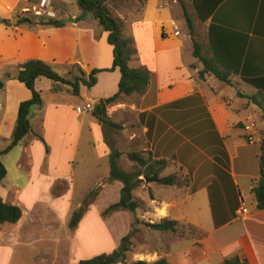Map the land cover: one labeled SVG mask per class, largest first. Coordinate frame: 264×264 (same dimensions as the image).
<instances>
[{
  "label": "crops",
  "instance_id": "crops-1",
  "mask_svg": "<svg viewBox=\"0 0 264 264\" xmlns=\"http://www.w3.org/2000/svg\"><path fill=\"white\" fill-rule=\"evenodd\" d=\"M35 1L0 0V75L3 76L0 78L3 82L0 92L9 91L7 99H0V102H8V105L0 103V150L11 141L19 103L31 97L30 90L15 77L19 63L40 59L52 65L78 64L88 74L93 68H108L112 62V47L106 41V34L91 13L82 12L76 6L75 0H51L52 18L63 20L62 26L16 25V15ZM194 16L195 19L191 17V34L183 20L174 18L170 8L161 0H145L137 19L130 21L121 17L127 35L133 37L137 49L129 65L147 70L149 82L142 94L124 97L107 106L110 116L106 115L118 123L116 113L128 109L136 117L139 128L136 133H131L130 139L136 137L143 141H137V146L143 144V147L138 146V150L151 151L167 160L176 157L184 165L183 170L190 171L192 175L187 188L145 186L143 192L146 193L150 187L153 197L139 198L142 209L136 210V216L150 223L162 218L179 223L186 221L184 223L192 224L205 233L195 239L154 230L158 242L154 248L147 249L154 254L147 261L164 257L170 264H264V209L255 208L250 193L251 180L259 175L260 140L254 143L246 141L247 134L254 133L260 137L264 131V0H223L205 21L195 13ZM193 40L199 44L200 53L207 61L205 70L201 59L193 54ZM7 66L13 68V78L5 77ZM210 69L228 74L230 83L220 80ZM41 78L45 77L35 80L36 90ZM3 79L8 80L4 82ZM119 79L117 68L102 70L96 75V83L91 88L81 87L80 95L76 97L87 98L94 106L99 99L117 91ZM45 86L47 104H44L45 117L43 114L41 121H45L46 128L48 120H52L50 112L62 115V110L70 108L74 116L80 117L81 113L75 111L79 104L60 103L64 101L59 93L64 89L70 91L68 86L53 81ZM82 122V119L76 120L75 129L69 133L73 154ZM88 125L97 156L106 158L110 150L103 140L101 123L92 115ZM28 135L0 157L7 171L0 181V197L7 203L18 205L22 211L16 223L0 224V235L7 236L4 237L5 245L11 247L8 260H0V264H22L18 251L31 250L32 245L40 241V236L44 235V241L56 245L65 232V225L72 236L64 240H75L74 233L87 219L89 209L95 207L96 214L102 215L103 208L118 200L122 185L119 181H110L107 175L98 176L94 187H102L96 199L83 212L78 224L69 227L68 209L60 216L52 203L44 202V189L39 188L41 181L33 180L36 160H44V151L35 155L27 142ZM218 139L227 152L229 173L240 191L241 203L234 219L215 227L206 186L211 176L213 141ZM11 153L13 160L8 166L5 160L9 162L7 157ZM67 187L60 177L47 190L56 198ZM158 189L164 191L158 192ZM249 196L248 206L244 199ZM100 199L104 204L98 206ZM194 201H197L195 211L203 219L211 220L212 229L203 227L186 212L171 209L182 205L186 208ZM242 207L245 211L239 213ZM130 219L127 212L121 211L101 221L110 233L111 228L117 232L115 241L118 242L130 230ZM140 225L138 230L144 233L143 223ZM179 245L182 247L176 249ZM110 250L111 247L102 248L96 254ZM179 252L182 256L178 257ZM68 264L75 263L69 259Z\"/></svg>",
  "mask_w": 264,
  "mask_h": 264
},
{
  "label": "trees",
  "instance_id": "trees-1",
  "mask_svg": "<svg viewBox=\"0 0 264 264\" xmlns=\"http://www.w3.org/2000/svg\"><path fill=\"white\" fill-rule=\"evenodd\" d=\"M113 1L114 0H75L76 6L82 12L91 13L97 20L102 31L106 34V41L112 47V62L110 67L104 69L93 68L88 74H85L78 64H72V66L77 69L78 74L68 78L56 72L51 64L40 59H29L17 65L15 77L30 90L31 97L19 103L11 141L4 149L0 150V157L8 153L26 135L35 133L29 119V110L32 105L40 106L42 104L40 93L35 89V80L38 77H45L58 85H66L70 88V92L73 95L79 96L81 87L91 88L96 83V75L98 72L102 70L111 71L117 68L120 72L117 91L106 98L99 99L95 104L92 114L97 117L98 121L103 123L105 127L108 126L107 128L109 129L119 130L122 128L120 124L109 119L106 115V108L124 97L133 94H142L146 90L149 82V72L144 69L133 68L129 65L130 60L137 53V49L133 37L125 33V22L123 18L114 14L110 9L109 3ZM177 1L180 3L184 20L191 34L192 19L190 14L183 1ZM221 1L223 0H191V5L197 17L201 21H205L213 14L215 8ZM36 23L56 27L64 25L63 20L51 17L16 16V25H34ZM193 54L201 59L204 64V70L205 68L207 69V61L200 53L199 44L194 40ZM210 70L220 80L230 83L228 74H223L215 69ZM2 88L3 82L0 81V89ZM38 137L45 143L42 136L38 135ZM105 142L110 150V173L108 179L110 181H119L122 185L119 190L118 200L109 204L101 212L103 216H108L119 210L133 213L141 208L142 201L133 196V191L147 178H154L153 185L156 184L160 186V188H187L190 186L192 181L190 171L187 172L184 177L175 172L161 176V172L168 167L169 160L151 151L148 152L147 157H144L139 151L134 150L128 152V159L135 162L138 168L132 171L122 169L119 165L121 151L115 146V141L109 140L106 134ZM213 143L211 176L206 189L213 224L215 227H220L237 216L236 210L240 207L241 195L229 173V159L223 143L220 139L216 142L213 141ZM258 169V177L251 180L252 186L250 193L253 195L255 208L261 210L264 209V131L261 133L259 141ZM6 173V168L0 160V181L6 176ZM147 190H149V196L152 198L153 194L151 188L149 187ZM97 195L98 193L95 190L89 192L90 198L85 200L84 207L76 208L72 212L68 223L69 227L73 228L78 224L85 208L93 202ZM21 216L22 211L18 205L7 203L0 197V224L16 223ZM146 224L157 232L169 231L179 237L199 239L205 235L202 230L196 228L192 224L179 223L170 218H162L158 222H146ZM184 224L188 226V229H194L196 231L195 234L186 233L183 229ZM132 235V230L130 229L128 233L120 238L118 246L113 251L101 253L92 258L79 260L75 264H115L117 262H123L124 264H170L164 257H160L153 261L133 260L127 262L126 254L130 251L132 245Z\"/></svg>",
  "mask_w": 264,
  "mask_h": 264
},
{
  "label": "rangeland",
  "instance_id": "rangeland-1",
  "mask_svg": "<svg viewBox=\"0 0 264 264\" xmlns=\"http://www.w3.org/2000/svg\"><path fill=\"white\" fill-rule=\"evenodd\" d=\"M144 1L145 0H114L113 2L109 3V7L114 14L120 17H127L131 21L138 18L142 10ZM182 1L188 13L191 14L190 17L195 19L191 0ZM161 3L167 5L170 8L171 12L174 15V18H179L183 20L184 24L186 25L187 32L189 33L190 31L184 20L180 3L177 0H161ZM16 16L34 17V15L25 12H20ZM51 66L60 75H63L68 78H71L74 75L78 74L77 69L74 68L71 64H51ZM5 73V77L9 75L11 78H13V76L15 75L13 72V68L10 66H7L5 68ZM0 78H3L2 74L0 75ZM6 80L8 79H3L4 82H6ZM48 82L52 83V81L46 78H41L40 81L37 82V91L40 93L41 100L42 98L44 99L42 100L43 105L41 104L43 108L41 105H32L30 107L29 119L33 124L32 128L35 133H30L27 136V142L29 146L32 147V150L35 155H37V153L39 152L44 151V160H42L41 162L36 160L35 166L33 168V180L41 181V186L39 188L44 189V202L52 203V206L55 207L60 216L63 212L66 211V209H68L67 215L69 218L71 217L72 212L76 208L84 207L85 200L90 198V191L95 190L97 193H99L102 186L98 188L94 187V181H96L97 177H105L106 175L109 177V153L106 158H100L95 152L96 148L93 141V135L91 134V129L88 125V121L90 120L93 114L89 111L82 112L80 117L74 116L70 108L68 110H62V115H57L53 112H50V117L52 120H48V125L46 128L45 121L43 123L41 121V118L43 117V114L45 117L44 104H47L46 95L48 94L45 90V84H47ZM8 95L9 91H7V93L0 92V99H7ZM59 96L64 101L60 102L62 105L64 103H67L68 105H84L86 103H90L87 98L77 99L75 95L65 89L63 91H60ZM0 103H2V105H8V102ZM95 104L91 112H93ZM116 114L118 116V118L116 116L118 124H120L122 128L119 130L109 129L107 128L108 126L105 127L103 123H101L103 140L105 141V135L107 134V138L109 140L115 141V146L121 151L119 165L122 169L126 171L136 170L138 168V165L128 159L127 153L135 150L139 151L144 157H147L149 151H143L141 149L138 150V146L143 147V144H141L143 143V141H139V138L137 139L136 137H134L133 139H130L131 133H136L139 129L138 125L136 124V117L128 109L125 111H119ZM107 115L110 116L109 114ZM80 119L83 120L82 130L80 133V137L78 138V144L73 154V151L71 149L72 139H70L69 133L73 129H75L76 120L80 121ZM38 135L43 137L45 143H43L39 139ZM137 141L141 142L138 146ZM241 141L244 142L243 137ZM196 143H198V140H196ZM201 146L203 147V145ZM254 146L256 145H252L253 148ZM48 153H51V155H47ZM12 154L13 153L8 155L7 157L9 159V162L8 160H5V163L8 166L13 160ZM183 166L184 165L180 164L176 157L169 158V165L165 170L161 172V176L175 172L184 177L187 172L183 170ZM60 177L63 178V180L67 183L68 187L66 191L63 192L59 197L54 198L49 194L50 192H48L47 189L50 185L57 181V178ZM149 184L150 186H157V188H160V186L156 184L153 185V181L145 182V180H143L139 187L133 191V196L135 198H140L141 196H146L147 198H150L149 190H147L146 193L143 192V190L146 189L144 188V186H148ZM157 191L160 192L164 190L158 189ZM250 200V196L247 199H244L245 203L248 206L250 205ZM97 204L98 206H100L103 205L104 202H102L100 199ZM89 205L85 208L84 212L88 210ZM195 206H197V201H194V203H188L186 208L184 205H182V207H179L177 209H171L172 211L177 210V212H186L187 214L191 215L190 217H192V219L194 218L195 220L201 222L203 227L207 229H212L211 220L203 219L200 216L199 212L195 211ZM94 208L95 207L89 209V215L87 219L82 224L80 230L74 233L75 240H64L65 237L72 236V232L67 229L66 225L64 227L65 232L60 235L59 240L56 242V245L48 241H44V235L42 237L40 236V241L35 242L32 245L31 250L27 249L26 251H18L20 260L23 261L22 264H68L69 259H71L72 263H77L79 260L82 259V257H87L88 255H91L88 258H92L98 255L96 253L102 248L108 249L111 247L110 252L113 251L118 246L120 238L122 236L119 238L118 242H116L115 238L117 237V232L111 228L112 233H110L107 229L104 228L103 222L101 221L103 218H107V216L100 215L99 213V215L96 214L95 211L97 209L95 210ZM105 208H103V210ZM121 211L127 212L131 217L130 229L132 230L133 235L132 245L130 251L127 253V262H130V260H150V258H152V255L154 254H152L153 252H150L147 249L150 250L154 248L156 242H158L154 230L147 226L146 221H141L140 218L136 216V211L133 213L123 210H119L116 212ZM45 218L46 216H44V219ZM48 221H50V219H48ZM42 222L44 221L42 220ZM184 222L186 221H183L182 223ZM141 223H143L144 225V233L138 230V228H141ZM183 229L186 231V233L189 232L195 234L196 232L194 229H188V226L186 224H184ZM156 233L159 232L156 231ZM0 236H2L0 237V260L4 262L7 261L9 258V255L11 253V247L5 245L7 244V241L4 239V237L7 238V236ZM113 244L116 245L114 246ZM181 247L182 245H179V247L176 249H179ZM179 256H182L181 252H179L178 257ZM116 264L124 263L117 262ZM198 264L201 263L198 262Z\"/></svg>",
  "mask_w": 264,
  "mask_h": 264
},
{
  "label": "built area",
  "instance_id": "built-area-1",
  "mask_svg": "<svg viewBox=\"0 0 264 264\" xmlns=\"http://www.w3.org/2000/svg\"><path fill=\"white\" fill-rule=\"evenodd\" d=\"M51 0H36L31 3L29 6L22 8L21 12L30 13L34 16L38 17H54V13L50 9ZM176 28V27H175ZM175 33H178V30H175ZM93 106L91 103H86L84 105H77L75 107V111L80 114L82 112L91 111ZM254 127V124H251ZM260 140V137L256 136L254 133H249L246 135V141L249 143H253L255 141ZM245 208H240L239 213L244 212Z\"/></svg>",
  "mask_w": 264,
  "mask_h": 264
},
{
  "label": "water",
  "instance_id": "water-1",
  "mask_svg": "<svg viewBox=\"0 0 264 264\" xmlns=\"http://www.w3.org/2000/svg\"><path fill=\"white\" fill-rule=\"evenodd\" d=\"M152 181H154V178H147V179H145V182H152Z\"/></svg>",
  "mask_w": 264,
  "mask_h": 264
}]
</instances>
